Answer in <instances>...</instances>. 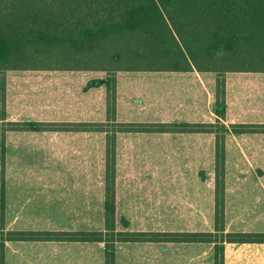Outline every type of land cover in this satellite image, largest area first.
Wrapping results in <instances>:
<instances>
[{
    "label": "trees",
    "instance_id": "1",
    "mask_svg": "<svg viewBox=\"0 0 264 264\" xmlns=\"http://www.w3.org/2000/svg\"><path fill=\"white\" fill-rule=\"evenodd\" d=\"M15 59L20 63L13 64ZM51 60L55 62L51 64ZM40 67L101 73L103 77L88 80L82 92L103 87L104 122L8 120L6 72L35 71ZM194 72L203 77L211 92L210 108L215 117L207 112L204 95L201 114L197 111L193 116L195 110L190 104V116L199 117L197 120H175L179 92L171 97L170 107L163 103L160 92L159 97L150 93L134 95L142 120H116L118 73H157L174 80ZM239 74H264V0H0V264L6 262L8 244L22 243L97 244L102 248V264H116L117 246L121 244H210L212 264H225L228 247L264 246V230L225 227L224 212L218 211L225 179L218 174L214 177V217H221L223 223L218 226L216 222L212 231L128 230V221L118 218L116 210L117 133L203 134L201 151L194 153L212 154L215 169L231 162L226 155L230 152L236 165L229 167L250 168L233 146L228 149L226 140L231 133L264 134V122H230L226 117L227 78ZM164 116L174 119L163 121ZM10 131L104 133L101 229L6 227L5 168L6 156L12 152H7L5 140ZM256 139L254 154L262 146Z\"/></svg>",
    "mask_w": 264,
    "mask_h": 264
},
{
    "label": "rangeland",
    "instance_id": "2",
    "mask_svg": "<svg viewBox=\"0 0 264 264\" xmlns=\"http://www.w3.org/2000/svg\"><path fill=\"white\" fill-rule=\"evenodd\" d=\"M19 63L15 59L13 64ZM38 71L58 70L40 67ZM102 134L92 133L89 148L73 136L31 137L26 146L6 156V227L101 229ZM134 140V145L118 142L115 153L117 216L128 221V230L209 232L216 222L220 226L221 217H214L217 174L225 179L223 201L218 202L225 227L264 230V146L256 154L252 145L238 151L240 160L260 169L229 167L236 165L231 152L226 154L231 162L215 169L210 153L159 151L164 147L158 137ZM118 228L123 229L120 224ZM211 252L210 244H121L116 264H212ZM5 264H102V248L74 243L8 244ZM225 264H264V246L228 247Z\"/></svg>",
    "mask_w": 264,
    "mask_h": 264
},
{
    "label": "crops",
    "instance_id": "3",
    "mask_svg": "<svg viewBox=\"0 0 264 264\" xmlns=\"http://www.w3.org/2000/svg\"><path fill=\"white\" fill-rule=\"evenodd\" d=\"M102 77L101 73L83 71H7L5 77L7 119L20 120L25 118L52 122H104L105 91L103 87L82 92L88 80ZM117 79V121L142 120L143 113H140L141 109L136 107L138 105L136 102L138 101L137 98H134V95L140 96L139 94L141 93H150L152 95L157 94L159 97L160 92H162L161 94L164 98L163 103L169 107L173 102L171 97L175 96V92H179L178 101L175 102L179 111L174 117L175 120H197L199 117L190 116L192 109L190 104H193L195 110L193 116L197 115V111L201 114L202 104L200 102L204 95L206 96V110L212 117H215L210 108L211 92L205 86L203 77L196 72L191 75L177 76L174 80H172L171 76L168 77L165 74L160 75L157 73L140 75L118 73ZM188 79H194V81L189 83ZM226 98L228 101L226 113L228 121L264 122V74H239L228 77ZM185 107L186 110L184 109ZM174 118L164 116L162 120L170 121ZM221 121L228 125V122ZM92 133L99 132L37 133L10 131L6 132L5 143L9 153L15 152L17 147L26 145L28 143L26 139L31 137H40L42 139V137L50 135L69 139L70 136H73L78 142L82 141V144L89 148ZM101 134L99 133V135ZM138 137H145L146 139L152 137L161 138V143H163L159 146L164 148L159 149V151H175L177 148L180 151L197 152L201 151L200 147L203 145L204 135L198 133H117L116 145L123 140L128 145H134L136 141L134 139ZM176 137L178 139H173ZM255 137H257L256 141L259 140L264 146V134L236 136L231 133L226 138L228 149L233 146L235 150L241 151L245 145L254 147ZM244 163L247 164V161H244ZM248 167L253 168L255 166L251 162Z\"/></svg>",
    "mask_w": 264,
    "mask_h": 264
}]
</instances>
